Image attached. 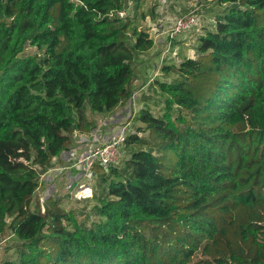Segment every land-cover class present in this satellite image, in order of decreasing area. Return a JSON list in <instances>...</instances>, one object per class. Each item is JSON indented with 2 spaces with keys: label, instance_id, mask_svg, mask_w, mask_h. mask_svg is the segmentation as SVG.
<instances>
[{
  "label": "trees",
  "instance_id": "1",
  "mask_svg": "<svg viewBox=\"0 0 264 264\" xmlns=\"http://www.w3.org/2000/svg\"><path fill=\"white\" fill-rule=\"evenodd\" d=\"M225 1L195 57L162 66L177 77L152 81L162 113L139 110L122 164L88 169L101 187L87 222L36 189L96 129L86 103L132 98V55L153 40L115 15L124 0H0V235L21 244L0 264H264V0ZM112 117L118 134L127 119Z\"/></svg>",
  "mask_w": 264,
  "mask_h": 264
},
{
  "label": "rangeland",
  "instance_id": "2",
  "mask_svg": "<svg viewBox=\"0 0 264 264\" xmlns=\"http://www.w3.org/2000/svg\"><path fill=\"white\" fill-rule=\"evenodd\" d=\"M228 6L229 2L225 0H124L122 10L125 13L121 20L123 22L126 19L130 20L131 26L128 32H131V28L134 26L137 29L146 31L153 40V44L148 50L135 51L132 55L130 61L134 71L131 80L132 85H130L134 90L132 98L109 113L92 112L86 103L88 118L97 122L95 123L96 129L90 132L75 133L71 150L63 152L62 158L68 162L76 161L77 157L82 156L81 153L87 148L90 149L93 145L90 144L91 136L96 137L98 135L97 130L99 133V129L103 125H106L110 132L117 134L116 131H113V125L111 126L104 119L109 114L113 115L112 121H120L125 116L126 118H122V120L127 119L129 132L135 131L141 125L136 118L141 108H150L155 114H161L165 95L158 90L156 85L152 84V81L155 79L167 81L175 79L177 74L174 71L167 74L163 73L162 66L177 65L180 59L184 57H195V44L198 34L213 28L217 17ZM195 7H198L196 11L198 24L191 30L175 35L169 43L170 39L168 40L167 33L175 17ZM35 52V48L29 45L26 46L25 53L32 54ZM115 124L114 128L120 125V123L116 126ZM107 137L108 132L104 135L105 139ZM118 157L117 163L114 165L120 166L124 159L123 151ZM68 162L57 166L60 169L63 167V169H59L60 171L57 172L56 177L51 179L50 186L45 185L44 182L46 178H51L50 175L48 176L49 173H46L43 176L46 178L40 180L35 195L41 201L48 195L57 198L60 206L66 211H73L79 221L86 220L90 222L93 219L91 208L97 203L100 193L99 176L98 174H87L89 170L85 168L84 162L76 164L75 170L74 167L66 166ZM54 169L52 168V170ZM35 200L36 197L33 198V202ZM258 211L264 215L261 209L258 208ZM20 246V241L14 237L9 229L2 233L0 235V262L14 260Z\"/></svg>",
  "mask_w": 264,
  "mask_h": 264
},
{
  "label": "built area",
  "instance_id": "3",
  "mask_svg": "<svg viewBox=\"0 0 264 264\" xmlns=\"http://www.w3.org/2000/svg\"><path fill=\"white\" fill-rule=\"evenodd\" d=\"M197 9L198 7H195L194 9L175 17L167 33L168 40L170 39L169 43L171 38L175 37V35L191 30L198 24ZM114 13L118 17H123L125 12L121 9ZM114 13L113 11H110L108 15L112 16ZM128 125L129 123L123 124L116 137L111 140L93 144L85 156L77 158L76 161L73 160L70 166L75 167L79 162H84L83 164L85 168L89 169L92 167L94 161H97L102 165L114 164L119 155L120 144L128 132Z\"/></svg>",
  "mask_w": 264,
  "mask_h": 264
}]
</instances>
